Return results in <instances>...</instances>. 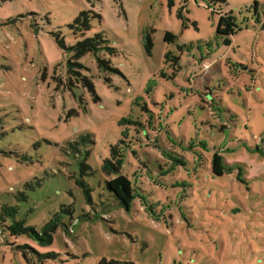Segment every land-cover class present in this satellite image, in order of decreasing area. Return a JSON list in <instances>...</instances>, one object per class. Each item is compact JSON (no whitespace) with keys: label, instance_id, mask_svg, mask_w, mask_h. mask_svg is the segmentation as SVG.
Returning <instances> with one entry per match:
<instances>
[{"label":"rangeland","instance_id":"1","mask_svg":"<svg viewBox=\"0 0 264 264\" xmlns=\"http://www.w3.org/2000/svg\"><path fill=\"white\" fill-rule=\"evenodd\" d=\"M85 11L91 27L76 32ZM225 15L230 37L216 33ZM263 25L264 0H0V208L37 230L59 216L39 251L65 262L44 264H264ZM98 33L115 49L98 57L115 71L85 54L69 75L72 48ZM197 137L206 150L185 151ZM115 145L147 206L126 211L106 190ZM219 149L234 171L214 178ZM22 244L39 248L0 235V264H27Z\"/></svg>","mask_w":264,"mask_h":264},{"label":"trees","instance_id":"2","mask_svg":"<svg viewBox=\"0 0 264 264\" xmlns=\"http://www.w3.org/2000/svg\"><path fill=\"white\" fill-rule=\"evenodd\" d=\"M88 1V0H87ZM257 11V9H255ZM90 12H82L79 14V16L75 19V30L76 32H84L88 31L91 27V17L89 16ZM98 18H100L99 15H96ZM264 27V25H263ZM236 27H234V19L232 17H229V15H225L224 17H221L218 25L216 33L223 37H230L236 33ZM173 36L170 33H167L165 36V41L171 39ZM55 41L57 45L60 48H65L64 41L60 37L59 34L54 36ZM228 42V39L225 40V43ZM106 45V40L104 37L98 33L95 34L93 37H88L80 40L73 48V55L72 58H74L73 62L67 63V72L69 75H73L76 73V68H80L81 64L76 62L80 57L84 56L85 54H91L95 57L97 61V67L100 71H112L115 70L111 68L110 62L107 60L100 59L98 57V53L104 50L109 51L110 53H115V49L109 48ZM150 45V42H149ZM82 86H85L88 89V92L91 93L94 96V99L97 100V97L95 96V90L94 85L92 82L91 77L82 76L81 77ZM72 114V111L69 115ZM92 144V140L89 136H84L80 139V144ZM78 143L74 145V151H78ZM201 146L204 150H206V143L204 141H200L197 137L195 140H190L188 142V147L186 150L192 151L195 147ZM13 148L9 149V153L12 154ZM3 152L4 151H0ZM14 154H18L17 150L14 152ZM164 156L167 159H170L173 164L177 165H185L186 162V155L181 156L183 158L182 160H177L173 157H169V155L165 152ZM20 162L27 161L28 157L23 155V157H16ZM123 165V159L122 155L118 151V145H115L111 148V158L110 160H107L102 170L105 173L108 174H115L116 176L113 178H109L106 181V190L108 193L119 203V205L126 211H129L132 206H134L136 200L141 199V206H147L149 201L146 196H143L142 194H139L138 188L133 186L132 182L127 178V176L120 174V169ZM82 168L84 170H89L90 168L86 165H82ZM234 171V168H232L227 161L225 160L223 156V150L219 149L214 151L212 157H211V167L210 172L211 175L214 178L222 177L224 175H230ZM170 171L166 170L160 173L161 176H166L169 174ZM238 180L243 183V179L240 176V173L238 175ZM79 187L82 189L85 200L87 203H91V189L88 187V185L84 182H78L77 183ZM20 195L18 198L24 199L25 197L19 193ZM186 199L188 196H186ZM17 198V200H18ZM185 199V200H186ZM184 200V201H185ZM146 211L149 210L150 215L153 214L152 209L150 208V205L148 208L145 209ZM17 214V208L15 206H2L0 208V235H4V233H7L11 237H19V236H26L29 240L36 243V245L39 248L34 247V245L31 244H22V245H14V248L16 250H20L23 257L25 258L27 264L28 260V254L29 255H35L38 260V264H44L48 261H60L65 262V260H62L60 258V254L56 252H40V248H45L48 246H51L53 243V234L56 232V230L61 225L60 218L58 215H54L43 227H41L39 230H37L34 227L27 226L24 221H16L14 219L15 215ZM10 217L13 218L12 223H7L6 218ZM86 217V216H85ZM87 218V217H86ZM28 252V253H27ZM27 256V257H26ZM31 261L34 260V257H30ZM30 262V261H29ZM105 261H101L99 264H103ZM32 263V262H31ZM36 264V263H34ZM114 264V263H112Z\"/></svg>","mask_w":264,"mask_h":264}]
</instances>
